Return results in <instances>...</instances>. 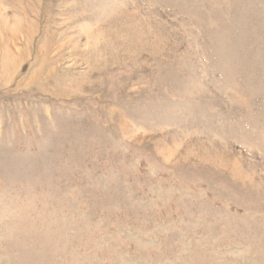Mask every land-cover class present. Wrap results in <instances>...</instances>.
<instances>
[{"label": "rangeland", "instance_id": "obj_1", "mask_svg": "<svg viewBox=\"0 0 264 264\" xmlns=\"http://www.w3.org/2000/svg\"><path fill=\"white\" fill-rule=\"evenodd\" d=\"M0 264H264V0H0Z\"/></svg>", "mask_w": 264, "mask_h": 264}]
</instances>
